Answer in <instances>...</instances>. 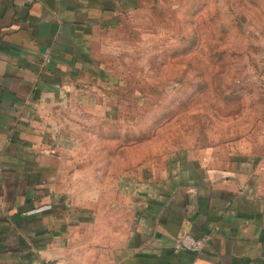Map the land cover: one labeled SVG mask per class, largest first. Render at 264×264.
Here are the masks:
<instances>
[{
	"label": "crops",
	"instance_id": "crops-1",
	"mask_svg": "<svg viewBox=\"0 0 264 264\" xmlns=\"http://www.w3.org/2000/svg\"><path fill=\"white\" fill-rule=\"evenodd\" d=\"M136 2L0 0V264H264L263 156L183 150L97 208L76 125L117 120L110 34ZM186 233L199 252L174 249Z\"/></svg>",
	"mask_w": 264,
	"mask_h": 264
},
{
	"label": "rangeland",
	"instance_id": "rangeland-1",
	"mask_svg": "<svg viewBox=\"0 0 264 264\" xmlns=\"http://www.w3.org/2000/svg\"><path fill=\"white\" fill-rule=\"evenodd\" d=\"M136 3L110 34L123 91L117 122L100 127L98 111L85 115L98 123L89 134L76 125L100 212L118 197V176L180 151L226 146L264 157V0Z\"/></svg>",
	"mask_w": 264,
	"mask_h": 264
},
{
	"label": "built area",
	"instance_id": "built-area-1",
	"mask_svg": "<svg viewBox=\"0 0 264 264\" xmlns=\"http://www.w3.org/2000/svg\"><path fill=\"white\" fill-rule=\"evenodd\" d=\"M207 241L206 236L195 237L191 234H184L177 237L174 241V249L189 250L192 252H199ZM195 264V263H193Z\"/></svg>",
	"mask_w": 264,
	"mask_h": 264
},
{
	"label": "trees",
	"instance_id": "trees-1",
	"mask_svg": "<svg viewBox=\"0 0 264 264\" xmlns=\"http://www.w3.org/2000/svg\"><path fill=\"white\" fill-rule=\"evenodd\" d=\"M107 124V123H106Z\"/></svg>",
	"mask_w": 264,
	"mask_h": 264
}]
</instances>
